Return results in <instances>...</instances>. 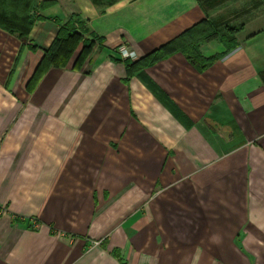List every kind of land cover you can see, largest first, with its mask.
<instances>
[{"label":"crops","instance_id":"crops-1","mask_svg":"<svg viewBox=\"0 0 264 264\" xmlns=\"http://www.w3.org/2000/svg\"><path fill=\"white\" fill-rule=\"evenodd\" d=\"M38 1L52 4L29 32L37 50H21L13 96L3 86L21 42L0 29V264H264V4L203 73L177 54L127 79L115 47L140 59L215 11ZM72 15L98 40L87 60L72 70L79 46L26 93L54 20Z\"/></svg>","mask_w":264,"mask_h":264},{"label":"trees","instance_id":"trees-1","mask_svg":"<svg viewBox=\"0 0 264 264\" xmlns=\"http://www.w3.org/2000/svg\"><path fill=\"white\" fill-rule=\"evenodd\" d=\"M225 1L227 0H204L205 6L201 7L203 11H207ZM197 2L199 1L197 0ZM51 4L52 2H40L38 0H0V29L16 36L23 47L34 52L37 50V46L33 45L28 39L30 29L36 20L43 19L37 14ZM54 21L58 26V31L51 45L42 50L43 56L28 82L30 84L33 81L30 91L33 90L39 79L49 69H65L79 45L81 46V51L72 65V70H80L98 41L92 33H88L84 21L76 15L70 16L64 23L58 20ZM219 23L206 17L148 55L133 63L125 62V71L128 78L135 71L149 67L164 59V57L167 58L177 53L181 54L195 71L203 73L237 47L233 36L243 28L242 24L236 27H229L225 23ZM223 24H225L223 26L225 33L221 34L218 28ZM87 34L88 36L85 37ZM212 41H218L225 50L221 53L204 57L200 53L199 46Z\"/></svg>","mask_w":264,"mask_h":264},{"label":"rangeland","instance_id":"rangeland-1","mask_svg":"<svg viewBox=\"0 0 264 264\" xmlns=\"http://www.w3.org/2000/svg\"><path fill=\"white\" fill-rule=\"evenodd\" d=\"M200 5L203 7L205 6V3H203L204 0H198ZM264 4V0H228V1H225L224 3L220 4V5H217L215 7L212 8L213 11H215V13L217 15H215L212 20L216 21V23L220 24L219 22L221 23H225L227 24V26L229 27H236L238 26L243 19H245V17H249L251 11H253L254 8H258L259 5H263ZM211 10V9H210ZM218 31L222 34L224 32V27L223 26H220L218 28ZM240 32V31H239ZM237 32L233 38L236 42V35L239 33ZM225 33V32H224ZM10 36H12L13 38L17 39L16 36L8 33ZM87 37V36H86ZM18 40V39H17ZM19 41V40H18ZM237 43V42H236ZM205 44V43H204ZM202 45V44H200ZM80 46V45H79ZM78 46V47H79ZM77 47V48H78ZM120 47H125L128 51H132L134 53V57L132 59L128 58V59H123L122 56L120 55L119 53V48ZM22 48H25L23 47L22 45L20 46V49L17 53V55H15L13 57V61L12 63L10 64V69L8 70V72H6V77H5V83H4V86H3V89L5 90L4 94L7 95V96H13V92L11 90V88L9 87V84L11 83V81H13L17 75V72H16V68H17V65L19 64V61H20V53H21V50ZM200 48V46H199ZM113 55L114 57H117V59H119L120 61H122L123 63L125 62H130V63H133L135 61H137V57H136V54L135 52L133 51V49H131L130 47L124 45V44H121L119 45L118 47H115L113 49ZM75 53V52H74ZM178 54V53H177ZM177 54H174V55H177ZM174 55L172 56H169V57H164V59L162 60H159L158 62H156L155 64L149 66V67H145V68H142L138 71H135L134 73H132L133 75L129 78L131 79L132 77H135L136 75H139V74H144L146 69H149L151 67H154L156 66L158 63L160 62H164V61H167L168 59L172 58ZM181 55V54H180ZM74 56V54H73ZM72 56V57H73ZM71 57V58H72ZM185 59V58H184ZM71 60V59H70ZM69 60V61H70ZM186 61V60H185ZM187 62V61H186ZM69 63V62H68ZM188 63V62H187ZM68 65V64H67ZM67 67V66H66ZM72 68V67H71ZM66 69V68H65ZM34 72V70H33ZM33 72L30 76H28V78L25 80L24 82V90L26 91V93L28 94H32L34 92V90L36 89L37 87V84L39 83V81L41 80V78L45 75H43L39 81L37 82L36 86L33 88V90L30 91L31 87H32V83L33 81L28 84V82L30 81L32 75H33ZM126 76L128 78V75L126 73ZM161 76V75H159ZM28 84V85H27ZM3 84H1L2 86ZM189 106V105H187Z\"/></svg>","mask_w":264,"mask_h":264},{"label":"built area","instance_id":"built-area-1","mask_svg":"<svg viewBox=\"0 0 264 264\" xmlns=\"http://www.w3.org/2000/svg\"><path fill=\"white\" fill-rule=\"evenodd\" d=\"M119 53L123 59H132L134 57V53L132 51H128L125 47H120Z\"/></svg>","mask_w":264,"mask_h":264}]
</instances>
